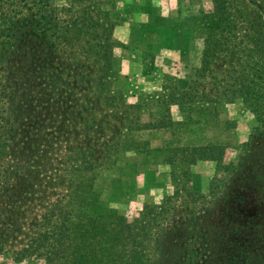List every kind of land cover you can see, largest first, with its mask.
<instances>
[{
    "label": "trees",
    "instance_id": "obj_1",
    "mask_svg": "<svg viewBox=\"0 0 264 264\" xmlns=\"http://www.w3.org/2000/svg\"><path fill=\"white\" fill-rule=\"evenodd\" d=\"M106 4L105 0H69L64 6L54 5V0H0V165L7 155L13 156L5 165L9 167L0 166L1 203H6V198L12 208L6 215L0 206V257L11 254L12 261H19L29 255L42 257L47 263L69 264H211L209 261L229 260L234 251L229 247L231 253L226 258L227 251L218 236L216 210H223L220 216L228 215L231 211L222 209V203H236L242 198L244 186L258 190L264 199L263 0H213L211 9L198 8L190 15L193 28L203 33L199 66L185 88L164 82L158 93L160 110L167 112L170 105H177L188 124L197 122L192 118L200 113L205 117V128L211 116L220 123L216 117L220 107L235 100L254 115L256 124L239 145L234 160L219 158L223 150L220 145L198 146L187 154L191 160L192 153L218 160L221 177L206 193L192 190L186 178L171 193H165L158 204L144 206L139 216L128 220L96 197L91 198L89 189L84 188L87 174L110 156L116 157L120 143H105L104 152L69 143L67 153L71 155L67 160L71 165L64 160L67 168L62 169L67 172L70 166L77 177H56L60 184L68 177L71 188L48 197L46 213L32 222L37 230L29 243L17 250L6 248L8 234L21 229L20 216L13 214L18 207L13 203L14 197L23 196L26 189L22 178L26 150L22 145L24 138L29 142L23 120L27 106L71 105L67 94L74 80L89 84L84 91L93 89L90 84L97 85L96 105H115V91L101 95L112 68L113 72L116 69L109 41L118 17L110 18V12L103 9ZM62 92L63 99L59 95ZM148 114L150 118L143 126L174 125L169 119L158 121ZM115 131L121 133V128L116 126ZM65 214L70 221L64 220ZM260 251L264 256V247ZM256 256L258 264H264Z\"/></svg>",
    "mask_w": 264,
    "mask_h": 264
},
{
    "label": "rangeland",
    "instance_id": "obj_2",
    "mask_svg": "<svg viewBox=\"0 0 264 264\" xmlns=\"http://www.w3.org/2000/svg\"><path fill=\"white\" fill-rule=\"evenodd\" d=\"M105 1L107 4L103 9L110 12V18L118 17L109 41L116 69L113 72L112 68L101 95L107 96L115 91V105H96L97 85L90 84L93 89L84 91L83 88L89 84L74 80L67 94L71 105L45 103L27 106L23 120L27 124L29 142L26 143L24 138L22 145L26 150L22 174L26 189L23 196L14 197L13 203L18 207L13 214L20 216L21 229L8 234L7 250L22 248L29 243L31 236H36L37 227L32 226V222L41 213H46L44 207L48 197L52 198L56 192L65 193L69 187L68 177H77L70 166L67 172L62 169L71 165V160H67L71 155L67 153V144L103 151L105 143L114 140L120 143V152L116 157L110 156L102 166L87 174L85 182L88 185L84 188L89 189L91 198L96 197L118 216L131 220L139 216L144 206L158 204L165 193H171L186 178L192 190L206 193L221 177L218 160L204 159L194 153L191 160L187 154L198 146L220 145L223 150L219 158L234 160L239 145L256 124L254 115L240 100L224 103L216 116L221 122L216 124L215 117L211 116L206 128L205 117L200 113L193 115L192 122H197L188 124L184 122L177 105H170L167 112L157 105L158 93L164 82L167 85L176 84L182 89L194 77L203 48V33L196 26L193 28L190 15L193 16L198 8L211 9L213 0ZM68 3L69 0H54L56 6ZM32 57L29 55V58ZM73 85L75 88L72 89ZM59 95L63 99V92ZM77 102L78 105H75ZM148 113H152L150 115L154 120L169 119L174 125L168 128L143 126L150 118ZM31 122L35 126L30 125ZM180 122L183 125H178ZM116 126L121 128V133L115 131ZM124 126L132 130H125ZM180 127L183 129L178 130ZM12 159V155H7L0 166L10 164ZM64 160L65 166L62 163ZM59 175H68L62 184L56 177ZM243 189L242 198L236 203H222V209L231 211L228 215L220 216L219 212H223L220 209L215 214L218 236L227 251L226 258L231 253L230 248H233L234 254L226 261H209L211 264H258L257 254L264 261L260 251L264 247V199L256 189L249 186ZM76 193L81 192L76 189ZM4 200L6 203H1L0 197V206L5 208L0 213L9 215L12 208L9 200ZM63 218L70 221L69 214ZM223 230L224 234L221 233ZM59 262L47 263L42 257L29 255L19 261H12L11 254L0 257V264ZM97 262L94 264H126L128 261ZM155 262L167 264V261ZM142 263L132 261L131 264Z\"/></svg>",
    "mask_w": 264,
    "mask_h": 264
}]
</instances>
